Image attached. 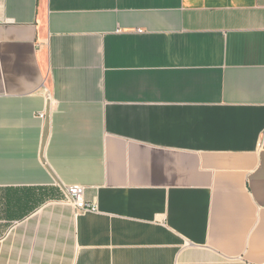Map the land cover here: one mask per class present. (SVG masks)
<instances>
[{"label":"crops","instance_id":"crops-1","mask_svg":"<svg viewBox=\"0 0 264 264\" xmlns=\"http://www.w3.org/2000/svg\"><path fill=\"white\" fill-rule=\"evenodd\" d=\"M0 264H264V0H0Z\"/></svg>","mask_w":264,"mask_h":264},{"label":"built area","instance_id":"built-area-1","mask_svg":"<svg viewBox=\"0 0 264 264\" xmlns=\"http://www.w3.org/2000/svg\"><path fill=\"white\" fill-rule=\"evenodd\" d=\"M44 116V114H42ZM59 187L62 189L64 194L69 198L70 202L78 208L84 211L95 212L98 210L96 201H85L84 196L86 192V187L81 184H65L63 182L59 183Z\"/></svg>","mask_w":264,"mask_h":264}]
</instances>
